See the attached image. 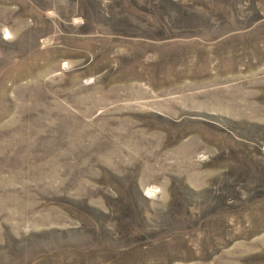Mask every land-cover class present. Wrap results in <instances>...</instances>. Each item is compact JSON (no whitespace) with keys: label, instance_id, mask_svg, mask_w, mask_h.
Returning <instances> with one entry per match:
<instances>
[{"label":"rangeland","instance_id":"1","mask_svg":"<svg viewBox=\"0 0 264 264\" xmlns=\"http://www.w3.org/2000/svg\"><path fill=\"white\" fill-rule=\"evenodd\" d=\"M0 264H264V0H0Z\"/></svg>","mask_w":264,"mask_h":264}]
</instances>
